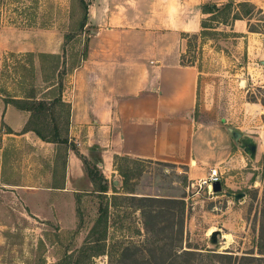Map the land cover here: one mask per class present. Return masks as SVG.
I'll return each mask as SVG.
<instances>
[{
  "label": "rangeland",
  "instance_id": "374dc122",
  "mask_svg": "<svg viewBox=\"0 0 264 264\" xmlns=\"http://www.w3.org/2000/svg\"><path fill=\"white\" fill-rule=\"evenodd\" d=\"M83 1L87 21L81 29L85 12L79 0H0V32L46 30L50 37H63L59 60L1 50L0 95L6 101L16 98L29 107L51 101L67 86L97 27L88 14L90 0ZM202 19L217 32L182 34L181 64L198 68L205 121L221 125L232 141V156L217 168L221 191L199 183L207 175L190 179L185 167L153 161L121 164L128 193L119 175L116 193L108 183L106 196L91 189L73 199L10 189L5 182L45 184L32 171H2L0 264H56L68 257L79 264H264V18L255 14L248 20L242 38L211 15ZM52 103L29 127L48 140L67 139V109ZM229 129L253 139L254 159ZM25 156L19 160H28ZM240 193L244 197L235 201ZM100 206L107 208L106 227L96 225ZM213 231L220 232L215 244Z\"/></svg>",
  "mask_w": 264,
  "mask_h": 264
},
{
  "label": "crops",
  "instance_id": "0c3cea01",
  "mask_svg": "<svg viewBox=\"0 0 264 264\" xmlns=\"http://www.w3.org/2000/svg\"><path fill=\"white\" fill-rule=\"evenodd\" d=\"M228 1L90 0L88 14L97 27L86 58L60 95L69 106L68 144L45 142L25 132L28 113L9 102L18 99L6 101L0 95V173L32 171L45 184L4 185L61 199L90 191L93 185L70 145L96 165L112 191L121 184L115 157L182 166L190 179L223 167L232 156V141L221 125L205 121L198 94L200 72L195 65L181 64V36L200 33L203 4ZM233 1L264 12V0ZM224 27L242 38L248 20ZM62 47L63 37H50L46 30L0 32V54L59 56ZM23 153L29 158L21 162Z\"/></svg>",
  "mask_w": 264,
  "mask_h": 264
},
{
  "label": "trees",
  "instance_id": "16d2710c",
  "mask_svg": "<svg viewBox=\"0 0 264 264\" xmlns=\"http://www.w3.org/2000/svg\"><path fill=\"white\" fill-rule=\"evenodd\" d=\"M79 2H80V5L82 6V8L85 12L83 15V20H82L83 23L81 25V29H82V27H84V25L86 24V21H87V6L83 0H79ZM201 13L205 16L211 15L213 21H215L217 23V25H224V26H229L230 24H232V22H234L236 20H241V19L242 20H251L255 14L262 15V17L264 18V13L260 9H257L256 6H254L253 4L247 3V2L236 4V3H234L233 0H229L227 3L220 5V6H218L216 4H212V3H205L201 6ZM257 24H259V23H257ZM249 31L252 33H262L257 28H254L251 26H249ZM262 31H264V30H262ZM207 32L215 33L217 31H215L214 27H212V28L208 27L206 25V20L202 19L201 20V31H200L199 35L202 37L207 36V35H209V33H207ZM210 35H211V33H210ZM87 43L84 46V51H83V54L81 55V58H82L81 60H84L87 56ZM39 56H41V57H53L51 55H43V54L39 55ZM54 57H56L59 60L58 56H54ZM63 57H64V55H62V58ZM182 60H183V58L181 56V61ZM79 64L77 66H79ZM182 65H189V64H182ZM61 92H62V90L60 89L58 96L54 97L51 101H38L37 103L31 104L29 107L28 106H26V107L21 106V101H19V100H10L9 101L18 110L26 111V112L30 113L29 123L27 124L26 128L24 129L25 132H27V131L34 132L42 141H45V142L63 144V145L68 144L67 139H59L58 135H55L54 139L48 140V138L45 137L39 130L32 129L29 127L31 120L33 118L39 116L41 113H44L47 109L46 107L48 105H51L50 102H54L52 104H58L61 107L66 108L67 112L69 113V106L67 104L63 103L61 100V97H60ZM70 146H71L72 150L75 151L76 154H78V156L80 157L82 164L84 166V170L86 172V175L93 185V189H94L93 192L97 193L99 196H106V194L108 193V190H109L108 182L104 178V176L102 175L100 170L96 167V165L91 163L84 156L80 155L77 152V149L73 145H70ZM114 162H115L118 174L123 178L122 188L124 190V193H128L127 192L128 189L125 190V187L127 186V173L122 169L121 164L125 163V162L135 163L137 161L128 159L126 157H115ZM115 189L116 188H113L114 193H116ZM113 197L115 198V195H113ZM131 198H135V197H131ZM141 200L150 201V200H154V199H152V198H141ZM98 213H99L98 214L99 216L96 219V225L97 226L103 225L104 227H106L107 208H103L100 206ZM56 264H79V261L75 262L71 259V257L70 258L68 257V262H67L66 258H64V259H61Z\"/></svg>",
  "mask_w": 264,
  "mask_h": 264
},
{
  "label": "water",
  "instance_id": "95a60500",
  "mask_svg": "<svg viewBox=\"0 0 264 264\" xmlns=\"http://www.w3.org/2000/svg\"><path fill=\"white\" fill-rule=\"evenodd\" d=\"M262 65H264V61L262 62ZM229 132L231 133V136L234 138L236 142L240 141V147L243 149L244 153L247 154L250 157V159H254L257 147L253 139L247 136L242 137L240 133L233 131L232 129H229ZM212 191L214 193H218L221 191L220 182H216L212 185ZM243 197H244V194L240 193V194L234 195V200L238 201L239 199ZM219 235H220L219 231H213L211 233L210 241L212 244L216 243L217 236Z\"/></svg>",
  "mask_w": 264,
  "mask_h": 264
},
{
  "label": "built area",
  "instance_id": "2783aa9c",
  "mask_svg": "<svg viewBox=\"0 0 264 264\" xmlns=\"http://www.w3.org/2000/svg\"><path fill=\"white\" fill-rule=\"evenodd\" d=\"M216 182H219V173L217 169H211L206 178L199 180V183H201L202 185L208 188H211V190H212V185Z\"/></svg>",
  "mask_w": 264,
  "mask_h": 264
}]
</instances>
